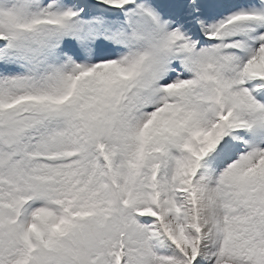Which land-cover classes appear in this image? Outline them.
I'll use <instances>...</instances> for the list:
<instances>
[{
    "label": "snow or ice",
    "instance_id": "obj_1",
    "mask_svg": "<svg viewBox=\"0 0 264 264\" xmlns=\"http://www.w3.org/2000/svg\"><path fill=\"white\" fill-rule=\"evenodd\" d=\"M0 264H264V0H0Z\"/></svg>",
    "mask_w": 264,
    "mask_h": 264
}]
</instances>
